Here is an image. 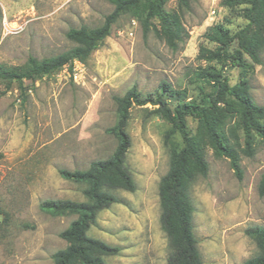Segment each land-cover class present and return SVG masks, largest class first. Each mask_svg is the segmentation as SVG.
<instances>
[{
    "label": "rangeland",
    "instance_id": "rangeland-1",
    "mask_svg": "<svg viewBox=\"0 0 264 264\" xmlns=\"http://www.w3.org/2000/svg\"><path fill=\"white\" fill-rule=\"evenodd\" d=\"M220 2L192 0L184 11L175 0H167L166 11L183 28L175 49L167 46L156 23L143 36L138 21L122 16L87 57L24 82L23 99L16 85L4 93L0 87V264H52V255L66 247L59 234L75 217H51L39 205L45 200H85L86 186L63 180L58 171L84 170L113 153L117 142L107 130L116 122L114 99L131 87L153 95L165 82L185 92L189 101L196 94L190 73L211 66L223 70L230 86L246 81L255 104L264 107V50L260 65L246 58V69L197 60L200 47L214 48L204 38L207 28L221 25L233 34L246 25L244 6L227 8ZM112 10L105 0H0V65L21 69L29 57L41 60L72 52L75 45L66 32L99 27ZM167 105L172 108L173 102ZM155 108L132 106L129 111L125 166L134 192L112 191L119 203L101 211L87 232L119 248L117 256L104 258L105 264H167L170 255L160 229L158 183L180 140L175 135L165 141L169 124L152 114ZM187 125L194 134L196 121L187 118ZM225 133L238 154L241 179L228 160L205 147L207 174L197 175L188 189L202 264H241L256 256L258 250L244 230L264 226V197L257 194L264 144L254 136V155L246 157L235 118L227 122Z\"/></svg>",
    "mask_w": 264,
    "mask_h": 264
},
{
    "label": "trees",
    "instance_id": "trees-1",
    "mask_svg": "<svg viewBox=\"0 0 264 264\" xmlns=\"http://www.w3.org/2000/svg\"><path fill=\"white\" fill-rule=\"evenodd\" d=\"M105 1L113 6V10L101 26L92 29L82 26L66 32V39L75 45L72 52L41 60L29 57L21 69L0 65L2 93L16 85L19 97L23 99L24 82L52 75L70 66L74 60L87 57L98 41L109 36L111 26L122 16L138 21L143 36L156 23L171 49L181 42L183 28L179 19L166 11L167 0ZM175 1L179 10L188 11L192 0ZM220 4L227 8L244 6L242 17L246 25L233 34H229L221 25L207 28L204 38L214 48L200 47L197 60L214 62L221 67L228 65L246 69L250 66L246 61L248 58L252 64L260 65V54L264 50V0H221ZM189 83L196 93L189 101L185 92L173 90L165 82L153 95H143L136 87H131L122 97L114 99L116 122L107 130L117 142L113 153L105 160L91 162L84 170L58 171L63 180L86 187L82 192L84 201L45 200L39 205L40 211L51 217H75L59 234L66 247L52 255V264H105V257L118 255V247L90 238L87 232L96 224L101 211L119 203L112 191L132 193L135 190V183L125 166V156L130 147L126 126L131 107L145 105L156 107L152 114L169 124L165 141L175 135L180 140V146L171 150L168 170L158 183L160 229L170 249L166 263L202 264L192 228L194 209L188 193L189 185L197 175L205 177L207 174L205 147L212 149L216 156L228 160L236 178L241 179L239 157L229 143L225 127L230 119L237 120L242 133L243 153L246 157H252L254 136L264 144V107L255 104L246 81L230 86L222 69L211 66L197 68L190 73ZM167 102H173V107L170 108ZM187 118L196 121L194 134L189 132ZM257 194L264 197V173L259 178ZM244 234L254 242L258 254L241 264H264V226L246 228Z\"/></svg>",
    "mask_w": 264,
    "mask_h": 264
}]
</instances>
